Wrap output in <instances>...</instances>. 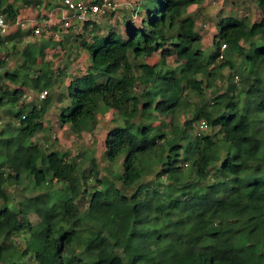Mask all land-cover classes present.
Returning a JSON list of instances; mask_svg holds the SVG:
<instances>
[{
	"label": "trees",
	"instance_id": "16d2710c",
	"mask_svg": "<svg viewBox=\"0 0 264 264\" xmlns=\"http://www.w3.org/2000/svg\"><path fill=\"white\" fill-rule=\"evenodd\" d=\"M202 1L157 0L146 19L140 12L144 0H129L125 24L113 22L105 32L81 40L91 60L88 70L71 78L58 121L80 136L98 122V112L113 111L104 156L122 159L114 176L121 185L140 182L130 196L110 177L99 176L97 160L90 155L85 178L93 176L99 186L90 188L87 208L81 210L77 199L82 191L73 177L76 161L32 140L45 130L43 115L52 100L39 93L55 84L49 63L45 75L36 68L44 59L45 43L24 47L17 69L0 74V109L14 112L16 123L13 130L0 123V264H124L110 251L107 236L134 239L130 264H264V0L255 2L256 21L233 12L220 16L204 45L188 12ZM16 2L0 0L9 23L0 33V45L15 47L26 34L17 19L27 18L21 17L26 6L32 10L42 3L22 0L19 7ZM32 14L28 19L37 25L46 17L45 10ZM133 14L142 17L136 22ZM221 44L223 58L218 59ZM205 45H213L208 55ZM225 67L231 73L226 88L219 90L214 81ZM8 83L16 88L6 87ZM29 90L36 91L33 101L26 99ZM192 95L197 98L190 106ZM181 108L189 111L180 124L173 117ZM202 124L216 129V138L199 129ZM22 169L41 190L15 206L8 199V177L20 182ZM247 171L249 176L236 180ZM151 174L153 179L141 182ZM195 199L202 200L195 205ZM137 208L144 214L132 217ZM174 212L181 218L172 217ZM31 213L38 221L31 222ZM222 216L231 221L222 222ZM14 233L26 246L19 252L1 245Z\"/></svg>",
	"mask_w": 264,
	"mask_h": 264
},
{
	"label": "rangeland",
	"instance_id": "374dc122",
	"mask_svg": "<svg viewBox=\"0 0 264 264\" xmlns=\"http://www.w3.org/2000/svg\"><path fill=\"white\" fill-rule=\"evenodd\" d=\"M15 1H17L15 3L16 6L20 7L23 5L22 0ZM41 1L42 3L40 7L36 6L32 8V10L30 6H26L24 8L21 17L27 18L17 19L18 27L25 30L26 34L22 36V39L15 44V47H12L11 43L0 45V60H3V64L0 66V74L5 70L13 71L17 69L23 59L22 50L24 47L33 45L34 47H37L38 45H43L45 43L43 48L45 53L44 59L39 65L36 66V68L39 74L45 75L48 69V66L45 63H49V67L54 73L52 74V81H54L55 84L53 86L51 85L52 87L48 89V93L46 94L50 95L52 99L43 115V120L47 124L46 128L45 130L36 133L32 137V140L35 141L39 146L46 147L47 151L50 149V147L59 148L66 153L67 159L76 161L78 169L73 174V177L77 179V183L79 187H81L82 191L77 199V204L81 210L87 208L88 191L96 183L95 179H93V176L85 178L86 173H84L83 170L88 167L89 161L87 157L90 155L94 156L97 160V170L99 171V176L104 175L106 177H110L114 180L116 186L123 190V193H125L127 196H130L136 190L138 183L140 182H135L130 186L121 185L120 180L114 176L121 171L122 159L119 158L114 161H110L104 156L105 145H103V141L108 130L107 128L113 124V111L107 110L105 113L98 112V122L94 126L84 129L80 136H77V133L72 131L68 124H62L60 121H58V112L59 107L63 104H66L68 101L67 88L71 78L74 75H77L78 71L84 72L88 70L86 69V66L90 62L91 58L88 49L82 46L81 40L90 39L93 35H91V33L95 31L105 32V30L112 26L113 22H117L118 24L120 23L122 25L125 24L129 15H131L127 10H131L132 3L130 4L129 0H119L115 8L109 10L104 15H101L100 18L95 20L97 22L93 29L89 28L88 26H82V28H76L75 26L65 28L60 22V16L62 15L63 8L60 6L62 4H59V0ZM156 1L157 0H144V5L142 6L140 12L141 15L146 17V19H148L147 16H151L148 14V12L153 13L158 6ZM55 2L56 4H59V6H55ZM255 2L256 0H203L201 3H196L189 6L188 12L196 19V29L201 32L202 38L204 39V45V43L209 42V39L212 37L213 33L216 32V20L224 14L230 12L239 15L247 14L246 16H248L252 21L258 20L259 17L257 15V7ZM43 3H48L46 9L43 8ZM41 10H45L46 13V18H44L45 20L42 22H47V25H49L50 28L45 31L43 30L44 28H42V25L39 26L37 23H35L40 29L39 33H35L32 31L33 28L31 31L29 30L31 29L32 24H30V19H28V17H32V13L37 14ZM141 15L136 16L133 14L132 17L136 20V22H138L140 17H142ZM73 20L75 21V19ZM34 22L35 21H31V23ZM38 24H41V22ZM142 24L148 26L147 22ZM15 29L16 28L14 27L9 28V30H12V32L16 31ZM55 29L57 33L55 32ZM48 42L49 44H47ZM204 47L205 52L208 55L212 51L213 45H205ZM237 59L239 60V57H237ZM169 61L171 65H177V62L174 59H170ZM230 73L231 72L227 67L223 68L216 76L214 86L219 90H224L228 84V76ZM233 79L237 80L238 77L233 75ZM6 87L14 88L15 85L8 83L6 84ZM186 93L188 94V92H185L184 94ZM33 97H37L36 91H30V93H28L26 96V99L33 101L31 100ZM185 97L187 98V95H185ZM196 98L197 97L195 95H192L191 97L188 96L190 106L192 105V102L196 100ZM7 108L0 109V123L3 127L13 130V127L16 126L13 116L14 112L9 111ZM188 111V109L181 108L175 113L173 119L181 124L183 121V114L185 113V115H187ZM163 119L165 121H169L170 117H164ZM199 127V129L203 130V132L212 133L214 138H216V129L213 128L212 130L211 128L206 127L205 124H202ZM167 129H170L169 125L167 126L166 130ZM21 173L22 177L20 182H16L13 177H8V199L15 206L16 204L22 202L27 196L38 193L37 191L40 189L36 188L32 184L31 178L25 176L26 170L22 169ZM249 173L250 172L248 171L243 172L238 176H235V178L238 181L246 175L249 176ZM88 174L89 173H87V175ZM154 175L155 174H151L145 178L141 177V182H147V180L153 179ZM218 181L219 180H216L214 183H216L217 188L219 189L220 186ZM97 185L99 186V184ZM201 200L202 199H195V205L200 203ZM2 205L3 201L0 199V206ZM243 205H245V203H236L237 207H241ZM143 214V209L137 208L133 210L132 217H140ZM172 217L181 218L176 212L172 213ZM29 218L32 223L38 221V217L34 213L29 214ZM221 221L228 223V221H231V217L222 216ZM91 227H95L99 230L102 229L100 225L95 223H93ZM7 236L4 238V240H1V245L7 251L17 248V251L19 252L21 249L26 247L24 245V239L20 236V234H10L8 238ZM107 240L110 244V251L113 254L121 256L123 258L124 264H130V257L136 252V244L134 239L128 236L122 238L116 236H107ZM80 252L81 248L77 250V253ZM7 261H10V259ZM23 261H25L24 263H28L30 258L27 256L23 258ZM30 264L33 263L30 262Z\"/></svg>",
	"mask_w": 264,
	"mask_h": 264
},
{
	"label": "built area",
	"instance_id": "2783aa9c",
	"mask_svg": "<svg viewBox=\"0 0 264 264\" xmlns=\"http://www.w3.org/2000/svg\"><path fill=\"white\" fill-rule=\"evenodd\" d=\"M118 4V0H64V6L70 12V15L62 13L60 16L63 25H69L70 19H76L78 21H85L87 19H95L106 8L115 7ZM9 23L4 14L0 12V33L7 30ZM35 33H39V27H35L33 30ZM225 44H221L218 59L223 58V49ZM48 93L47 89L42 90L39 93L40 98H44Z\"/></svg>",
	"mask_w": 264,
	"mask_h": 264
},
{
	"label": "clouds",
	"instance_id": "9594fccd",
	"mask_svg": "<svg viewBox=\"0 0 264 264\" xmlns=\"http://www.w3.org/2000/svg\"><path fill=\"white\" fill-rule=\"evenodd\" d=\"M118 2H119V0H118ZM62 4V3H61ZM62 8H63V11H62V13L63 14H65V15H70V12L66 9V7L64 6V4H62V5H60ZM117 6V5H116ZM115 6V7H116ZM115 7H112V8H106L104 11H102L95 19H87V20H85V21H78V20H76L75 19V21L73 20V19H70V24L69 25H63L65 28L67 27V28H70L71 26H75L76 28H82V26H84L85 27V24L87 23V26L89 27V28H93V26L96 24V22L97 21H95L97 18H100V16L101 15H104L106 12H108L109 10H111V9H113V8H115ZM65 10L67 11V12H65ZM46 18V17H45ZM45 19L44 18H42V19H40V22H41V24H38L39 26L40 25H45V24H47V22H42V21H44ZM59 20H60V18H59ZM31 21L32 20H30V24H34V23H37V21H35L34 23H31ZM60 22H61V20H60ZM62 23V22H61ZM63 24V23H62ZM35 27H37V25L35 26ZM35 27H33V29L35 28ZM46 30H48V29H46ZM221 47V46H220ZM222 59V58H221Z\"/></svg>",
	"mask_w": 264,
	"mask_h": 264
},
{
	"label": "crops",
	"instance_id": "0c3cea01",
	"mask_svg": "<svg viewBox=\"0 0 264 264\" xmlns=\"http://www.w3.org/2000/svg\"><path fill=\"white\" fill-rule=\"evenodd\" d=\"M65 12H67L66 10H65ZM32 21H34L35 19H31Z\"/></svg>",
	"mask_w": 264,
	"mask_h": 264
}]
</instances>
